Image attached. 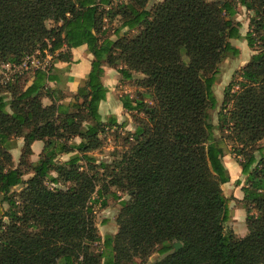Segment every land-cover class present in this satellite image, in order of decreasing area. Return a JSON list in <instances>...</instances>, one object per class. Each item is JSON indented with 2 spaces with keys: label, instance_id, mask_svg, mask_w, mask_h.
Masks as SVG:
<instances>
[{
  "label": "trees",
  "instance_id": "1",
  "mask_svg": "<svg viewBox=\"0 0 264 264\" xmlns=\"http://www.w3.org/2000/svg\"><path fill=\"white\" fill-rule=\"evenodd\" d=\"M148 1L0 0L2 64L19 65L34 54L69 63L80 46L92 56L72 100L63 96L65 70L53 66L35 71L21 91L7 84L11 99L0 97V264H147L153 254L161 259L151 264H264V0H163L152 9ZM239 6L253 15L248 48L255 37L261 46L224 91L218 130L226 134L218 138L212 86L223 59L239 55L230 43L242 38ZM104 17L118 19L115 39L107 36ZM132 31L137 34L129 37ZM104 65L121 80L143 76L135 82L141 96L124 95L120 103L146 123L107 174L109 186L131 200L110 194L119 201L118 228L102 239L92 198L104 201L106 188L97 186L109 164L90 153L106 129L125 126L99 114L108 92ZM19 138L13 166L10 151ZM35 142L42 148L32 162ZM226 146L245 178L243 238L224 229ZM63 155L68 159L59 162Z\"/></svg>",
  "mask_w": 264,
  "mask_h": 264
},
{
  "label": "rangeland",
  "instance_id": "2",
  "mask_svg": "<svg viewBox=\"0 0 264 264\" xmlns=\"http://www.w3.org/2000/svg\"><path fill=\"white\" fill-rule=\"evenodd\" d=\"M163 0H149L147 3V8L152 9L156 4L160 3ZM208 2H212L214 0H206ZM127 0H112V4H120L125 3ZM252 13L246 11L243 7H238V16H236V22L240 24L239 31L242 34H245L248 29L249 22L252 18ZM243 24V26H242ZM104 28L107 31V36L111 39H115L113 36L114 30L118 27L119 22L118 19H111L109 17H104L103 21ZM47 27H53V24L48 22ZM254 28V27H252ZM137 34V31L128 32L129 37H133ZM255 47L254 49L248 48L246 41L244 40V36L238 41H234L236 45L235 48L239 50V55L233 56L231 54L227 55L226 58L223 59L221 64L218 67V72L215 76V82L212 86L213 94L216 98V108L215 110L210 111L211 122L215 126V136L220 137L224 136L226 133L218 130L219 125L222 123L219 120V112L222 109V103L224 100V91L227 89L230 82L236 80V73L245 65V63L249 60V55L253 54L254 51L259 50L260 44L255 37ZM232 45V44H231ZM234 47V46H233ZM35 63H39L40 65L45 66L46 68L55 67L57 68L63 62L54 55H47L46 57H41L37 54L30 56ZM18 66V65H14ZM104 67H108L104 65ZM123 67V66H121ZM109 68V67H108ZM35 69H29L27 71H11L6 68V64H2L0 62V97H5V100L11 99V92H9L6 88L7 84H15L17 91H21L24 87H26L33 76ZM112 77L118 76L119 80L112 86L110 82H107V85L111 88V98L107 102V105H104L101 109V115L103 116V122L112 115L117 119V124L124 123L125 126H117L111 127L104 131V133L99 135L100 139V147L90 153L93 155L98 162H106L109 164V168L107 169L104 176L101 177V181L99 182L97 189L100 187L106 188V192L104 195V201L106 206H102L101 200L98 199L97 195H93L92 203L94 210V221L96 227L98 229V233L102 239L106 236H113L117 232L116 218L119 211V201L110 194H114L117 198H120L123 201L129 202L131 199L126 192L120 191L114 187L109 186V178L107 174H109L110 170L113 168L112 163L116 160H119L121 155L129 148V144L133 143V134L139 126H143L146 123V116L143 114H131L122 109V105L120 103V97L124 95H128L131 98L140 97L141 93L144 92L135 82L138 79L143 78L141 74H134V79L127 81L121 80L120 75L116 72L115 69L110 68L108 73ZM64 77L65 74H64ZM68 78V77H67ZM74 78V77H73ZM72 81V77L68 78V81L64 84L63 96L64 100H72L74 97V93L69 90L70 85L69 82ZM237 87L234 86L232 88V92L236 91ZM145 103L151 104L149 99H144ZM48 101H42L43 104ZM230 106L226 107L225 110H229ZM9 110V108H8ZM224 112V111H223ZM16 147L10 151L13 166H17L19 162V157L21 154V144L22 140L16 139ZM71 142H79V139L71 140ZM262 144V143H260ZM226 154L223 158V163L227 168L230 181L229 184L222 186V192L225 198L228 200V208L230 212V220L224 225L225 232L232 233L236 238H243L241 236H246L247 228L245 224L246 211L242 202L243 193L241 191L244 186L245 178L241 175V169L238 166L234 154L231 153L230 147L226 146L225 148ZM38 151L34 149L33 155L29 158L30 161H37L38 159ZM68 155H63L58 158L59 162H64L68 159ZM239 161L243 159L238 158ZM32 174L27 173L24 176V179H28ZM240 181V185L237 186L236 182ZM48 187L52 188L51 184H48ZM19 192V190H16ZM2 196L0 195V200ZM3 208L6 209L7 206L3 205ZM161 259L157 255L153 254L148 257L145 262L147 264H151L157 260ZM140 262V260H136Z\"/></svg>",
  "mask_w": 264,
  "mask_h": 264
},
{
  "label": "crops",
  "instance_id": "3",
  "mask_svg": "<svg viewBox=\"0 0 264 264\" xmlns=\"http://www.w3.org/2000/svg\"><path fill=\"white\" fill-rule=\"evenodd\" d=\"M237 16H238V14H237ZM242 26H243V24H242ZM247 31L248 30L245 31V34L247 33ZM245 34L243 35L242 32H240L241 37L245 36ZM234 41H237V40H230V43L232 44V46L235 47L236 45L234 44ZM86 49H87L86 46H80L78 48L72 49L71 50V61L69 63H62L60 66L57 67L58 70H65L64 74H65L66 77H68V78L72 77V81H70L69 84H67V85H70L69 90L71 92H73L74 94L76 93V90H77V88L79 86V82H81L82 80L85 79V77L88 75V73L90 72V69H91L90 64H91L92 56L90 54H87ZM251 55L252 54H250L249 57H248L249 60H250ZM246 63H245V65H246ZM103 71L104 72H103V76H102V83L107 88L108 92L106 94L105 100L102 101L100 103V105H99V114L100 115H101L102 107L104 105H107V102L111 98L110 94H111V88L112 87H109V85H107V82H110L112 84V86H113L119 80L118 76H115V77L113 76L112 77V75L110 76L108 74L109 71H110V68L103 67ZM51 85L52 84H50V86ZM45 100L48 101V102L43 104V105H45V106L49 105L50 101L48 99H43V101H45ZM110 116H112V115H110ZM112 117H115V116H112ZM101 119L103 121V116L102 115H101ZM41 148H42V144L40 142H35L32 145L33 153H34V149H36L38 151V154H39L40 151H41ZM227 184H229V183H227ZM227 184H225V185H227ZM241 237H244V236H241Z\"/></svg>",
  "mask_w": 264,
  "mask_h": 264
},
{
  "label": "built area",
  "instance_id": "4",
  "mask_svg": "<svg viewBox=\"0 0 264 264\" xmlns=\"http://www.w3.org/2000/svg\"><path fill=\"white\" fill-rule=\"evenodd\" d=\"M6 68L11 71H27L29 69H35L34 72L37 70L45 72L48 70V68H46L45 66L40 65L39 63H35V61L32 60L30 57H26L18 66L6 64Z\"/></svg>",
  "mask_w": 264,
  "mask_h": 264
},
{
  "label": "water",
  "instance_id": "5",
  "mask_svg": "<svg viewBox=\"0 0 264 264\" xmlns=\"http://www.w3.org/2000/svg\"><path fill=\"white\" fill-rule=\"evenodd\" d=\"M173 248H174V250L177 251V250H180L182 248V245L180 242H176L173 244Z\"/></svg>",
  "mask_w": 264,
  "mask_h": 264
}]
</instances>
